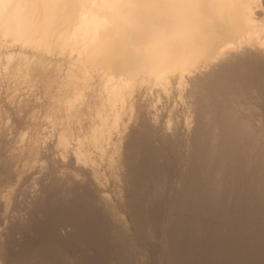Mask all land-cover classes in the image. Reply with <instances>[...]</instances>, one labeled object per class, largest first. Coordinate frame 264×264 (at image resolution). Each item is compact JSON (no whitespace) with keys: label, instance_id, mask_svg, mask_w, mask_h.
I'll list each match as a JSON object with an SVG mask.
<instances>
[{"label":"bare ground","instance_id":"1","mask_svg":"<svg viewBox=\"0 0 264 264\" xmlns=\"http://www.w3.org/2000/svg\"><path fill=\"white\" fill-rule=\"evenodd\" d=\"M97 168L145 247L157 201L168 256L264 264V0H0V261L85 255L107 227Z\"/></svg>","mask_w":264,"mask_h":264},{"label":"rangeland","instance_id":"2","mask_svg":"<svg viewBox=\"0 0 264 264\" xmlns=\"http://www.w3.org/2000/svg\"><path fill=\"white\" fill-rule=\"evenodd\" d=\"M59 115H61L60 113H59ZM50 129H46V133H48L47 131H49ZM73 131L75 132V133H78V128H76V127H74L73 128ZM61 132H62V129L61 128H59V132H58V136H60L61 135ZM14 134L15 135H18V133L17 132H14ZM116 143H117V139H116ZM59 146V145H58ZM58 154H59V147H58ZM58 157H59V155H58ZM97 170V177H98V182L100 183V185L102 184V186H101V188L102 189H99V190H101V194L99 193V191H98V195H97V197L99 198V199H103V203L101 204L102 205V207H104V214L103 215H105L104 216V218L106 217V221L104 222V221H102L101 219H104L103 217H100V219H99V221L102 223V222H104V223H102V226H104V224L107 226L106 228H104L103 227V229H102V231L100 232V233H96V234H94V235H92V238L88 241V242H90V243H88L87 241L85 242H82V244L83 245H81L80 243L79 244H77V246L76 247H78L77 249L78 250H81V251H76V253L78 254L79 252V256H80V254L82 253V254H85V255H82V256H80L79 258H74V259H72V258H70V259H68V258H66V257H64V256H62V255H60L59 257L60 258H58V263L59 264H67V262H68V264H70V262H69V260L71 261V262H73V263H75V264H80L81 263V261H82V263L81 264H84L85 262H87V263H89L90 261H92L93 262V264H140L141 263V261L140 260H142L143 262L141 263V264H143L144 263V260L143 259H140V257H139V259H137L138 258V254H137V252H136V255H135V251L134 250H132L131 251V249H129V244L127 243V242H125L126 240H124V238H121V237H119L120 235L118 234L119 232H117V230L119 231V230H121V231H123V232H120V234L122 233V234H124V231H129V232H125V235L127 234L128 235V233L129 234H131V236L133 237V236H135V237H133L136 241H137V246H138V243H139V247H137V248H139V251L142 253V254H144V255H146L145 257V263L144 264H173V263H179V264H182V262H183V264L185 263V264H202V262L204 261H206L205 260V257H203V255L202 254H199V253H201V251H202V253H203V250L201 249L200 250V248H201V246H197V247H194V248H192L191 246V249L189 248V249H187V247H185L186 248V250H188L189 251V253L187 252H185V254H184V251H185V248H183L182 249V254L180 253L179 254V256L177 255H174V256H168L167 254H165L161 249H162V247H163V245L166 243V240H168L169 238V235H170V232H169V234H168V231H170V229H171V225H170V227L168 228V230H164L165 229V224L163 225V223H165V221L166 220H164V219H166V218H164V216H161V215H168V213L166 212L167 211V209H168V207H163V206H161V208L160 207H158L159 208V210H158V212H157V206L158 205H160L159 203H157V201H156V203H155V199L154 200H151V203H149V204H151L152 206H153V204L155 203V207L153 206L151 209H155L154 210V214H156V219L160 222L159 223V225L161 226H159L158 225V221H155L156 223V225H158V226H156L155 224H154V227L152 228V235L154 236V242L157 240L156 238H158V241H156L155 243H157L156 244V246H158V249L157 250H159V251H157L156 250V248L157 247H152L151 249L149 248V246H153V245H155V244H152V243H154V242H152L149 246L147 245L146 247H145V244H143V242L142 241H140L138 238V240L136 239V236H137V233H141V230L143 229V225L145 226V220L143 219L142 220V218H137L136 216H135V214L133 213L132 214V212H133V209H132V204H130L132 201H130L131 199H130V197L127 195L128 193H127V191H126V193H124L123 191L121 192V190H124L125 188H123L122 187V182H120L119 180H118V178L116 177V175L114 174V173H112V172H110V170H107V171H105V172H102V173H100L99 172V170H98V168L96 169ZM73 175L75 176V175H77L76 174V172L75 171H73ZM4 190H3V187H2V185L0 184V197L2 196V195H4ZM121 193V194H120ZM126 194V195H125ZM100 196V197H99ZM123 196V197H122ZM107 197H108V199H109V201H108V199H107ZM122 197V198H121ZM125 199V200H124ZM127 201V202H126ZM154 201V203L152 204V202ZM131 206V207H130ZM148 207H150V206H148ZM92 208V210L93 211H96L97 209H96V206H94V207H91ZM95 208V209H94ZM164 208V209H163ZM132 209V210H131ZM165 209H166V211H165ZM87 210V209H86ZM89 210V209H88ZM161 210H164L165 211V213L163 212L162 213V211ZM131 211V212H130ZM157 212V213H156ZM106 213V214H105ZM160 213H162V214H160ZM2 214V213H1ZM61 214V215H60ZM59 220H58V224H59V231H61V229H63L64 230V228L66 227V226H68V227H71V225H73L75 222H76V220L77 219H68L67 220V218H65L64 219V217H63V215H62V211L61 210H59ZM132 216H134V217H132ZM160 216V217H159ZM62 217V218H61ZM136 217V218H135ZM164 219H163V218ZM88 218V219H87ZM163 220H162V219ZM86 223H87V225L89 224V226L91 227H93V225L95 226V223H96V221L95 220H97V218H93V217H91V216H87L86 218ZM140 220L141 222H138V220ZM125 220V221H124ZM137 220V221H136ZM155 220V219H154ZM93 221V222H92ZM144 221V222H143ZM162 221H163V223H162ZM63 222V223H62ZM89 222V223H88ZM64 223H66V224H64ZM72 223V224H71ZM94 223V224H93ZM138 223V225L137 226H139V229L137 228L136 229V224ZM144 223V224H143ZM162 223V224H161ZM64 225V226H62V225ZM70 226H69V225ZM142 224V226H140ZM61 225V226H60ZM109 226V227H108ZM63 227V228H62ZM67 227V228H68ZM142 227V228H141ZM157 227H158V229H159V231H158V229H157ZM160 227V228H159ZM111 228V229H110ZM124 228H125V230H124ZM141 228V229H140ZM155 228H156V230H155ZM66 229V228H65ZM161 229V230H160ZM163 229V230H162ZM107 230V231H106ZM139 230V231H138ZM113 231L115 232V235H113ZM154 231H156L155 232V234H157L158 232L160 233L161 232V234H162V236H164V238H162L161 237V234L159 235V233H158V237H157V235H154ZM163 232V233H162ZM167 232V233H166ZM164 233L165 234H168V236L166 237V235H164ZM61 234V235H60ZM110 234V235H109ZM119 235V236H117V235ZM99 235V236H98ZM112 235H113V237H112ZM122 236V235H121ZM63 237V235H62V233L60 232L59 233V246H60V248H58L57 247V244H56V242L54 243V242H49L48 243V241L46 240V238L42 241V245H44V247L47 245V247H43V246H40L42 249L44 248V251L45 250H49L48 252H54V250H59V249H61L62 248V246H64V244L65 243H62L64 240V242H66V239L65 238H62ZM118 237V238H117ZM138 237V236H137ZM166 237V238H165ZM100 240H99V239ZM160 238L161 239H163L162 241L160 240ZM61 239V240H60ZM95 241H94V240ZM118 239H120V240H118ZM165 239V240H164ZM45 240H46V242L47 243H45ZM92 240V241H91ZM98 240H99V242H98ZM103 240V241H102ZM110 240V241H109ZM122 240H124V241H122ZM161 241V242H160ZM164 241H165V243H164ZM100 242L102 243V244H104L103 246H102V244H100ZM108 242V243H107ZM125 242V243H124ZM141 242H142V244H141ZM160 242V243H159ZM46 245H45V244ZM54 243V244H53ZM125 244L126 245V243H127V245H126V247H125V245H123V244ZM164 243V244H163ZM53 244V245H52ZM56 244V245H55ZM85 244V245H84ZM88 244V245H87ZM90 244V245H89ZM159 244V245H158ZM162 244V245H161ZM4 245V246H3ZM56 247H55V246ZM81 245V246H80ZM87 245V246H86ZM161 245V246H160ZM160 246V247H159ZM54 247V248H53ZM80 247H81V249H80ZM84 247V248H83ZM87 247H88V249H87ZM147 247H148V249H147ZM0 248H1V253H3V257L7 254L6 253V251L5 250H7L8 251V249L5 247V244L3 243H1L0 244ZM5 248V249H4ZM52 248H53V251H52ZM199 248V249H198ZM4 249V250H3ZM193 249V250H192ZM199 251L198 252V254L196 253L197 251ZM191 250V251H190ZM151 251V252H150ZM162 253H161V252ZM83 252H85V253H83ZM131 252H133V253H131ZM160 252V253H159ZM190 252H191V256H189V254H190ZM193 252V253H192ZM195 252V253H194ZM6 253V254H5ZM97 253H99L98 255H96ZM163 253L165 254V256L163 255ZM88 254V255H87ZM1 255V254H0ZM134 255V256H133ZM160 255H162V256H164V257H161ZM181 255V256H180ZM194 257H199L200 256V258H194ZM197 255V256H196ZM202 255V256H201ZM85 257V260H83L84 259V257ZM89 258H88V257ZM135 256H137V257H135ZM186 257V259H185V257ZM82 257V258H81ZM86 257H87V260H86ZM100 257V258H99ZM135 257V258H134ZM168 257V258H167ZM172 257V258H171ZM174 257H175V259H174ZM182 257H184V261H182L183 260V258ZM189 257V258H188ZM191 257V258H190ZM204 258V260H203V258ZM0 258H2L1 256H0ZM66 258V259H65ZM102 258V259H101ZM164 258V259H163ZM166 258H167V260H166ZM178 258V259H177ZM181 258V261H179V259ZM192 258H194L195 260H193ZM78 259V260H77ZM133 259V260H132ZM190 259V260H189ZM199 259V260H198ZM2 260V259H1ZM60 260H61V262H60ZM65 260V261H64ZM79 260H80V263H79ZM165 260H166V262H165ZM172 260H173V262H172ZM189 260V263L187 262ZM214 260V259H213ZM83 261H85V262H83ZM99 261V262H98ZM102 261V262H101ZM107 261V262H106ZM191 261V262H190ZM202 261V262H201ZM1 263L0 264H5L4 262H3V260L2 261H0ZM66 262V263H65ZM106 262V263H105ZM215 262V261H214ZM87 263H85V264H87ZM89 264H92L91 262L89 263ZM204 264H206V263H204Z\"/></svg>","mask_w":264,"mask_h":264}]
</instances>
